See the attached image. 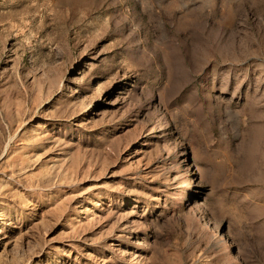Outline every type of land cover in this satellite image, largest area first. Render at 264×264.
<instances>
[{"label": "rangeland", "instance_id": "rangeland-1", "mask_svg": "<svg viewBox=\"0 0 264 264\" xmlns=\"http://www.w3.org/2000/svg\"><path fill=\"white\" fill-rule=\"evenodd\" d=\"M0 264H264V0H0Z\"/></svg>", "mask_w": 264, "mask_h": 264}]
</instances>
